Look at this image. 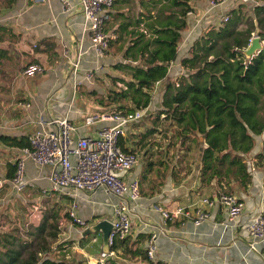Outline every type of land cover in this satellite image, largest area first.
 <instances>
[{
	"label": "crops",
	"instance_id": "crops-1",
	"mask_svg": "<svg viewBox=\"0 0 264 264\" xmlns=\"http://www.w3.org/2000/svg\"><path fill=\"white\" fill-rule=\"evenodd\" d=\"M70 1L72 6L67 10L62 9L60 0H14L9 6L0 4V133L27 138L39 126L40 117L48 119L62 115H66L75 124L74 135L93 133L103 124L96 122L83 125L81 119L87 112L102 109L95 101L93 92L101 93L104 84L106 87L109 86H107L109 75H122L111 66L112 62L122 60L121 52L108 46L101 58L95 57L91 49H87L88 34L83 29V17L76 0ZM190 4L193 13L186 14V26L181 31L177 44V56L168 69L166 79L169 80L181 71L179 58L187 54L191 40L207 26L206 22L210 20L212 14L234 9L243 3L238 0H227L197 23H194L195 19L204 11L205 0H190ZM136 8L138 7L135 6V11ZM125 9L126 7L122 8ZM109 12L111 14V7ZM110 25L106 23L105 26L114 36L112 33L114 24ZM109 48L112 49L113 56L109 54ZM76 56L80 72L91 68L93 78L82 79L79 84L73 86L71 63ZM30 61L42 65V72L31 76L22 75L21 66ZM110 69L118 73H111ZM163 81L160 80L153 89L146 114L139 121L129 124L126 134L128 130L136 132V124L152 125L148 121L153 110L159 108ZM116 85L121 83L116 82ZM19 101H28L29 105L22 107L18 104ZM144 117L148 119L143 120ZM19 146L0 141V176H6L8 162H12ZM159 166L151 168L157 178L150 175L151 171L146 173V180L143 182L144 185L147 184V191L144 194L140 193L139 203L129 211L130 228L125 241L116 249L110 250L111 253L104 262L98 260L101 250L100 232L83 235V228L68 222L67 238L70 241L72 239L71 246L77 251L76 261L82 264H144L134 249L144 247L148 234L155 231V249L153 257L150 258L153 262L158 260L162 264H264V244L253 239L246 230L247 222L253 219L264 204L261 169L253 168L249 187L236 194L244 203L243 211L237 218H227L222 206L215 203L209 207L208 217L194 224L190 219L183 218L165 220L155 206L164 209L177 204L192 208L200 204V199L208 196V192L213 194V187L195 188L197 167L177 183L168 173L164 174L163 166ZM47 172L48 166L37 165L30 159L25 161L27 185L36 189L38 193L48 187ZM132 174L134 173H128L127 176ZM142 183L140 184L143 186ZM22 192L23 189L14 192L6 184L0 187V228L3 229L1 231H5V227L13 226L14 220L25 222L26 211L22 213L20 206L24 200ZM51 193L55 194L57 199L64 200L66 206L71 199L61 191ZM51 193L47 190L45 196ZM73 196L77 202L76 214L85 220V226L102 218L109 220L113 218L117 197L105 189L97 188ZM214 196L215 194L212 197ZM92 236L96 237L95 241L90 240ZM251 240H255L254 248L249 247Z\"/></svg>",
	"mask_w": 264,
	"mask_h": 264
},
{
	"label": "trees",
	"instance_id": "trees-1",
	"mask_svg": "<svg viewBox=\"0 0 264 264\" xmlns=\"http://www.w3.org/2000/svg\"><path fill=\"white\" fill-rule=\"evenodd\" d=\"M13 1L0 0V4L9 6ZM253 1L249 19H242L239 8L231 9L224 23L205 26L191 40L187 54L179 58L181 71L172 80L166 77L177 56L187 11L192 10L190 0H112V12L106 20L107 24H114V36L109 38L108 46L120 51L122 58L111 66L122 75H109L111 86L101 93L93 92L96 102L108 110L144 107L151 100L155 83L164 80L156 113L172 127L168 145L178 143L183 151L176 154L179 163L168 167L163 162L160 166L177 183L197 167L195 188L211 186L215 196L247 190L252 169L264 167V0ZM255 27L262 47L246 57L243 50ZM154 130L152 125L145 127L139 133L140 139ZM132 133L119 139L125 151H133L131 143L140 142L133 140ZM0 141L20 146L28 143L26 137L2 133ZM192 145L198 149V160L190 165L184 153L195 149ZM148 153L144 147L143 158ZM158 163L148 160L138 182L146 180V173ZM13 169V162H8L6 177ZM213 194L208 192V196ZM49 208L42 211L24 240L11 231L0 232V264H82L64 256L62 248L66 251L72 242L68 239L58 241L56 254L50 253L47 239L58 236L59 226L58 211ZM125 236L115 239L109 250L121 245ZM26 247L27 255L22 257L21 250ZM134 250L144 264H162L153 262L144 247Z\"/></svg>",
	"mask_w": 264,
	"mask_h": 264
},
{
	"label": "built area",
	"instance_id": "built-area-1",
	"mask_svg": "<svg viewBox=\"0 0 264 264\" xmlns=\"http://www.w3.org/2000/svg\"><path fill=\"white\" fill-rule=\"evenodd\" d=\"M227 0H205L204 11L195 19L194 23L213 12L217 6ZM242 3H252L253 0H238ZM62 9H69L70 0H60ZM77 6L83 17V29L88 34L87 49L92 54L101 58L107 51L108 40L112 34L106 28V20L109 18L112 0H76ZM74 4V2H72ZM192 10L187 15H192ZM227 10L221 12L215 24L227 21ZM79 56V54H78ZM43 67L36 61L23 64L20 68L22 75L31 76L42 72ZM73 86L79 84L82 79L91 80L93 69L86 68L80 72L77 56L71 63ZM158 81L155 83L154 88ZM153 88V89H154ZM153 91V90H152ZM22 107L29 105L28 101H19ZM148 111V104L144 107H136L127 111L100 109L85 113L81 122L83 125H91L103 122L93 133L74 135L75 124L66 116L40 117L39 126L27 136L28 143L17 147L12 160L14 169L9 177L0 176V187L8 185L14 192L20 191L27 185L25 177V161L30 159L37 165L48 166L46 175L48 181L47 190L61 191L70 196L65 215L69 222L80 228L86 225L85 220L76 214L77 202L74 194L89 192L97 188H103L115 197L117 201L113 208L111 228L107 235L108 246L115 239L124 237L130 228L129 211L139 203L140 187L137 177L128 175L132 165L137 162V154L134 151H125L119 145V139L126 134L129 124L139 121ZM200 204L189 208L185 205L175 204L171 208H155L163 219L183 218L190 219L194 224L205 220L209 215V207L219 203L229 219L237 218L243 211V201L233 193H220L214 197L204 196ZM248 234L260 240L264 244V204L246 224ZM155 231H151L145 239V251L152 258L155 249ZM91 241L96 237L92 236ZM254 241L249 242V247L254 248ZM111 253L102 249L98 260L104 262Z\"/></svg>",
	"mask_w": 264,
	"mask_h": 264
},
{
	"label": "rangeland",
	"instance_id": "rangeland-1",
	"mask_svg": "<svg viewBox=\"0 0 264 264\" xmlns=\"http://www.w3.org/2000/svg\"><path fill=\"white\" fill-rule=\"evenodd\" d=\"M239 8V14L241 15L242 19H249L250 17H252V3H246V4H238L234 9H238ZM220 13H214L212 14V17L210 18V20L208 22H206L207 25L209 24H215L216 23V19L218 18ZM241 27L244 26V24L240 25ZM254 34V32H253ZM252 35V34H251ZM109 54L111 56L114 55L113 51L111 48H109ZM111 73H118L113 69H110ZM111 86L110 80L109 78H107V86ZM104 89L106 88L105 84L103 85ZM153 92V91H152ZM96 97V96H95ZM94 97V99H95ZM96 101V100H95ZM102 109H105V107L101 106ZM100 110V109H97ZM156 110H153V116L151 115L150 120L148 122L152 123V126L156 127V130H154L153 132H150L148 134H146L145 137H142V139H140V132L143 131L142 129H144L145 127L148 126H143L141 129H139L138 124H136V132L132 133L133 136V140L136 141L138 139H140V146L139 144H132L134 142L131 143L132 147L134 146V152L137 154V162L131 166L129 173H134L136 177H139L140 173L143 171L144 167L147 166L145 165L146 162L148 160L153 161V164H157L158 160L160 159V156L163 155L162 159V163L159 165H162L163 162L168 164V167H170L171 165H173V163L177 162V158L176 154L181 153L183 150L179 149V145L178 143H176L174 146H169L168 145V136L170 135L171 131H172V127L168 126V121H165L164 119H162V117L160 116L161 114H158L156 112H154ZM158 114V116H157ZM148 119L147 117H144L143 120ZM140 125V124H139ZM130 132L128 130L127 135L129 136ZM143 146V149L141 148ZM194 147V145H192ZM259 144L257 143V146L255 148V150H257ZM144 147H146L149 151L148 154H146L145 158H143V150ZM195 148V147H194ZM253 151V150H252ZM155 153V154H154ZM158 155V157H157ZM184 155H187V157L189 158V163L190 165L193 164V162H195L198 158V149L195 148L193 150H191V152H185ZM152 164V165H153ZM161 167V166H159ZM173 167V166H172ZM171 167V168H172ZM170 168V169H171ZM258 169H261L263 171V178H264V167H260ZM136 170V171H135ZM153 178H157V175L153 174V171H151L150 174ZM149 177V175H148ZM140 184V183H139ZM143 186L140 184L141 187V191L142 193H146L147 189H146V185H144V182L142 183ZM22 190V189H21ZM52 191H49V193H51ZM24 200L23 203L20 204L21 208H22V213H26V218H24L25 222H18L17 220H14V224L13 226H9V227H5V231H11L12 234H14L16 237H18L20 240H24L28 237L29 233L32 230V226L37 224L39 217L42 215V211L44 209H46L47 207L52 208L53 210H57L58 211V217H57V223L59 226V233L58 236L54 239H47V244L50 247V253H55L57 252V248H56V243L58 241H62L64 238H67V233H66V226L69 222V219L66 217L65 215V210H66V203L64 200L62 199H57L55 194H50L49 196H45V192L40 190V193H38V191L36 189H34L31 186H28L23 188V192L21 193ZM235 194V193H233ZM27 199V200H26ZM41 207V209L44 207V209H39ZM49 208V209H50ZM38 210L41 211V214H39ZM47 210V209H46ZM38 213V215H37ZM37 215V216H36ZM35 217L37 218L35 220ZM92 217V216H90ZM91 219V218H90ZM35 222V224H33V222ZM24 222V223H23ZM1 230H3L2 228H0V232ZM150 234V233H149ZM148 234V235H149ZM148 237V236H147ZM65 240V239H64ZM2 241V239H0V242ZM72 241V239H71ZM92 243V242H91ZM7 246H15V245H7ZM67 250L65 251V247L62 248V250L64 249V256L67 257L68 260H72L75 262V259L77 258L76 255L77 251L75 249H73V247L70 245H67ZM3 249L0 245V250ZM27 255V247L23 248L21 250V256L25 257ZM70 257H74V259H70ZM153 257V256H152Z\"/></svg>",
	"mask_w": 264,
	"mask_h": 264
},
{
	"label": "water",
	"instance_id": "water-1",
	"mask_svg": "<svg viewBox=\"0 0 264 264\" xmlns=\"http://www.w3.org/2000/svg\"><path fill=\"white\" fill-rule=\"evenodd\" d=\"M257 31V27L254 29V34H252L249 38V43L246 48L243 50V54L246 57L253 55L256 51H258L262 47V42L259 40L258 35L255 33ZM111 228V221L106 218L99 219L94 223H91L85 226L82 230V234H88L91 232H100L101 236V249L105 252L109 250V246L107 244V235Z\"/></svg>",
	"mask_w": 264,
	"mask_h": 264
}]
</instances>
